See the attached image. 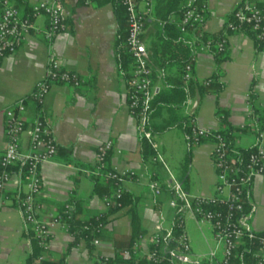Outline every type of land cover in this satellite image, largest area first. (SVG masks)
Returning <instances> with one entry per match:
<instances>
[{
  "label": "crops",
  "instance_id": "0c3cea01",
  "mask_svg": "<svg viewBox=\"0 0 264 264\" xmlns=\"http://www.w3.org/2000/svg\"><path fill=\"white\" fill-rule=\"evenodd\" d=\"M23 14L39 0H11ZM64 9L65 28L51 41L44 38L48 18L41 13L32 18V29L11 55L0 58V153L6 142L4 133L5 108L19 98L27 96L35 83L42 79L49 60L55 58L61 68L75 72L81 85L53 82L43 101L38 104L27 101L21 117L33 123L42 116L51 130L55 143L70 147L72 157L94 166L97 146L110 141L108 164L119 172L127 173L122 186L138 197L136 212L143 233L132 246L140 258H146L155 234V224L163 217L161 234H168L175 218L170 205V184L187 178L185 192L191 196L209 197L214 193L216 173L213 165V142L204 140L191 145V155L186 167V151L189 142L177 126L154 134L157 147L155 154L144 158L137 120L127 105L126 79L117 64L114 41L117 32L115 15L110 3L99 0H59ZM164 0H152L153 9L147 18L142 41L152 68L154 96L166 89L165 80L175 79L181 73L180 58L192 46L191 31L176 36L172 31L163 32L161 20L155 14V6ZM237 0H206L202 30L213 33L220 30ZM258 1V0H250ZM191 0H179V7ZM161 6V5H160ZM177 15H170L172 21ZM229 58L220 64L225 86L216 96L194 90L180 108L176 100L166 98L150 122L162 126L174 124L176 119L194 114L200 127L217 130L216 104L228 110L234 143L242 148L257 144L255 118L249 104L252 89L257 94L256 105L264 113V46L259 48L249 33L227 36ZM192 76L203 81L215 70L213 54L197 50L193 61ZM130 75L131 66L125 70ZM264 145V127L261 130ZM27 137L22 135V149L27 148ZM156 157V160H154ZM187 169V170H186ZM157 180L161 193L156 195L149 187ZM42 185L36 195L38 214L42 217L55 214L67 202L71 192L83 199L81 219L89 218L106 210L102 196L92 194L93 183L89 174L67 164L59 156L41 167ZM17 177L12 175L7 191H13ZM250 203L253 213L250 228L264 230V177L256 176L250 186ZM184 229L191 250L179 255L181 264H195L213 244L212 230L208 223H199L187 213L182 214ZM105 225V237L94 245V254L111 257L115 244L127 239L133 232L128 207L110 215ZM72 236L61 226L52 229L43 256L57 260L65 255V264H94L87 254L84 240L70 247ZM32 250L31 239L22 229L19 212L12 197L6 196L0 207V264H26ZM147 261V260H146ZM148 264H151L147 261Z\"/></svg>",
  "mask_w": 264,
  "mask_h": 264
},
{
  "label": "built area",
  "instance_id": "2783aa9c",
  "mask_svg": "<svg viewBox=\"0 0 264 264\" xmlns=\"http://www.w3.org/2000/svg\"><path fill=\"white\" fill-rule=\"evenodd\" d=\"M89 1V0H86ZM127 10L128 53L132 59L131 72L126 78L129 88V102H127L130 114L137 120L139 131H144V124L147 120L154 98L152 88V68L148 61L142 33L147 18L150 16L153 4L152 0H122ZM30 15L22 14L11 0H0V58L13 54L18 46L25 39V35L32 29V18L38 14H45L48 18V26L45 29L44 38L51 41L65 28L64 9L59 0H39L30 8ZM205 7L191 6L183 14L174 20L175 26L186 32L187 27L194 23H203L205 19ZM231 12L233 20L226 25L229 33L218 42L221 49L230 34L249 33L254 40L264 43V0L250 1L237 0ZM199 50H204L200 48ZM183 78L188 81L192 78V67L190 63L185 64ZM80 77L73 71L61 68L55 58H51L47 65L45 75L38 80L32 91L25 97L19 98L12 105L5 108L4 133L6 142L2 151L0 169V195L7 188V185L14 175L17 182L14 187V205L19 212L22 229L28 238H34L37 244L44 250L52 234V229L61 226L67 230L66 210L62 214H48L44 217L38 214L36 195L39 192L42 179L41 167L45 162L50 161L56 155L57 144L55 143L51 130L48 126L38 120L27 123L21 113L24 111L27 101L41 103L49 92L53 82H60L77 86ZM190 128V139L198 144L202 138H210L213 142V165L216 173L214 193L209 197L191 196L180 189L178 183L170 184L174 196L170 205L175 214L187 213L199 223H208L212 230L213 244L205 254L199 256L195 264H230V257L233 250L241 242L244 236H258L259 246L254 253V264H264V230L253 231L250 228V219L253 213V205L246 213H242V197L246 189L251 186L256 176L264 177V145L261 143V131L257 132V144L249 154L245 164L244 172L232 160L229 159L228 146L225 139L217 130L200 127L194 114L188 115ZM25 135L28 143L27 148L22 149L21 137ZM145 137L152 143L154 148L157 143L154 135L149 130L144 131ZM112 148L110 141L102 142L97 146L96 166L103 167L105 158ZM156 160V157H154ZM18 161H22L25 170L13 173L8 167ZM87 174H97V170H83ZM105 177L112 178L115 189L108 195L102 196L105 207L110 206L112 198L118 197L120 188L127 177L112 168L103 173ZM150 189L154 194L161 193V186L157 180H151ZM180 199L181 203L177 202ZM6 196H0V207L3 205ZM224 205L225 210L208 209V205ZM162 220L155 224L154 246L146 252V258L153 263L181 264L179 255L188 254L191 250L187 233L184 229L182 215L176 217V225L179 228L177 237L170 232L167 238L173 241L178 249H170L167 252L160 251L158 244L160 233H162ZM99 226H102L101 224ZM94 245L99 244L98 239L93 240ZM135 246V245H134ZM136 247V246H135ZM135 247L123 251V257L128 258L130 252L137 253Z\"/></svg>",
  "mask_w": 264,
  "mask_h": 264
},
{
  "label": "trees",
  "instance_id": "16d2710c",
  "mask_svg": "<svg viewBox=\"0 0 264 264\" xmlns=\"http://www.w3.org/2000/svg\"><path fill=\"white\" fill-rule=\"evenodd\" d=\"M101 3H110L112 5V10L115 15L116 24H117V32L116 37L114 41V48L115 53L117 55V64L121 71V75L126 79L129 74L126 73V69L128 66H131L132 59L128 53V46H127V37H128V22H127V10L126 6L123 3L122 0H99ZM165 1V2H164ZM162 4L159 6H155V14L160 18L161 20V28L160 30L163 32L167 31H174L176 33V36L179 37L183 32H181L174 24V22L170 19V15L175 14L177 15L178 19L183 12L191 7V6H197V7H205V1L206 0H191V2L185 6L179 7L178 1L179 0H164ZM18 7V5H15ZM30 9L24 12V15H30ZM233 20V13L230 12L227 16L223 27L213 33H206L202 30L203 23H194L187 27L186 32L191 31L193 33L194 41L192 46H188L186 54L180 58L181 63V73L179 77L175 79H166L165 80V87L166 89L162 91L160 94H157L154 96L152 102H151V108L147 116V120L144 124V131L149 130L151 134L160 133L163 132L172 126L179 127L182 132L185 134L189 146L186 151L185 156V163L186 167H188L189 161H190V155H191V145L194 144L190 139V128H189V122L188 118H179L176 119L174 124L165 123L162 126H157L150 122V118L156 113L160 105H162V102L164 100H168L166 98L173 97L174 100H176L177 103H173L176 105V107L180 108L184 103L186 102L188 96L194 91L197 90L199 93H213L216 96L223 90L225 84L222 81L223 73L220 70V64L227 60L229 58L228 50L226 43L223 45L221 49L218 47V42L226 34L229 33L226 25L229 21ZM147 22V20H146ZM146 24V23H145ZM185 33V32H184ZM257 46L259 48H263L264 43L260 42L258 40H255ZM204 48V50H207L211 54H213L214 61H215V70L213 73L207 77L203 81H197L193 78L186 81L183 78L184 74V66L187 63L191 64V67H193V61L195 52L199 50L200 48ZM193 70V68H192ZM81 85V82L77 86L73 87H79ZM127 86V83H126ZM127 94V102H129V88L127 86L126 90ZM249 104L252 109V114L255 118L256 122V133L261 131L264 127V113L257 107L256 100H257V94L251 89L249 93ZM38 106V102H35ZM228 110L222 108L218 103L216 104V110H215V116L217 120L219 121L220 128L217 130L221 136L225 139L228 146V154L229 159L232 160L235 164L238 165L240 168V172L243 173L245 169V164L247 162L249 154L255 149L254 147L251 148H242L240 146L235 145L234 143V136L232 133V127L228 121ZM43 124L45 123L44 118L40 115L36 119ZM46 124V123H45ZM144 131H139V139L140 144L143 152L144 158H147L149 156H153L155 154V151L152 147V143L145 137ZM211 140L210 138H202L200 140ZM59 156L61 160H63L67 164L74 165L78 167V169L81 170H97V174H90V179L93 183L92 188V194H96L99 196H105L110 194L115 189V184L112 178H107L104 176L103 173H105L107 170H112L110 165L108 164V154L105 158V164L103 167H97L96 164L94 166L88 165L86 163L80 162L72 157V151L70 147H63L57 145L56 149V155L55 157ZM1 159H2V152L0 153V169L2 168L1 165ZM9 170H11L13 173H17L19 170H25V166L22 164V161H18L8 167ZM187 170V169H186ZM86 173V172H85ZM152 180L155 178L151 177ZM180 189L185 192L186 186H187V178L184 177L182 181L180 182ZM120 194L118 197L112 198L110 201V206L106 208L104 212L95 214L89 218L81 219L80 215L83 213V199L78 197L75 193V191L71 192V195L67 202L62 204L58 211L55 214H62L64 210H66L67 206H70L67 208V215H66V225L67 230L72 236V240L70 242V247L74 246L77 242L80 240H84L86 244L87 254L90 258L94 260V264H148L147 261L151 264H168L167 262L163 263H153L150 262L148 259L140 258L137 254H134L133 252H130V256L128 258L123 257V251L124 250H130L132 251V246L136 242V238L140 236L143 231L141 230L139 226V217L136 212V203L138 201V197L134 194L130 193L129 191L125 190L123 186L120 188ZM171 196H174V192L170 189L169 191ZM14 194L15 190L13 191H7L5 190L2 192L1 195L3 196H11L12 201H14ZM0 195V196H1ZM250 187L245 190L243 197H242V205L243 210L242 213H246L250 208ZM177 202L180 204L181 201L178 198ZM128 207V214L131 218V223L133 226V232L130 237L124 240H120V242H117L115 244V251L113 256L111 257H104L98 254H94V239H102L105 237V225L109 222V216L116 213L120 209ZM208 209H218L220 211L225 210L224 205H208ZM181 212L178 211L175 214V218L172 222V227L170 230V233L177 237L179 233V228L177 227L176 223V217H180ZM102 226H99V225ZM256 236H258L256 234ZM250 237V236H244L241 240V242L237 245V247L233 250L232 255L230 257V264H254V253L255 250L258 248V237ZM160 240L158 247L160 251L167 252L170 249H178V246L173 242L168 240L167 234H161L159 235ZM31 239L32 244V250L27 257L26 264H65V255H62L60 259L53 260L50 258H47L43 256V249L37 244L36 240L34 238ZM154 246V239H152L150 248ZM147 260V261H146Z\"/></svg>",
  "mask_w": 264,
  "mask_h": 264
}]
</instances>
